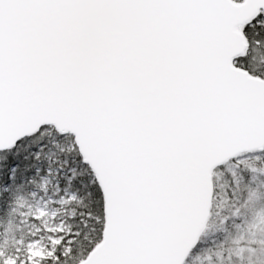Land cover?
<instances>
[{
    "label": "snow or ice",
    "instance_id": "1",
    "mask_svg": "<svg viewBox=\"0 0 264 264\" xmlns=\"http://www.w3.org/2000/svg\"><path fill=\"white\" fill-rule=\"evenodd\" d=\"M262 217L264 0H0V264H264Z\"/></svg>",
    "mask_w": 264,
    "mask_h": 264
},
{
    "label": "rangeland",
    "instance_id": "2",
    "mask_svg": "<svg viewBox=\"0 0 264 264\" xmlns=\"http://www.w3.org/2000/svg\"><path fill=\"white\" fill-rule=\"evenodd\" d=\"M257 223H264V217H262L260 220L257 221Z\"/></svg>",
    "mask_w": 264,
    "mask_h": 264
},
{
    "label": "trees",
    "instance_id": "3",
    "mask_svg": "<svg viewBox=\"0 0 264 264\" xmlns=\"http://www.w3.org/2000/svg\"><path fill=\"white\" fill-rule=\"evenodd\" d=\"M255 226V225H254Z\"/></svg>",
    "mask_w": 264,
    "mask_h": 264
}]
</instances>
